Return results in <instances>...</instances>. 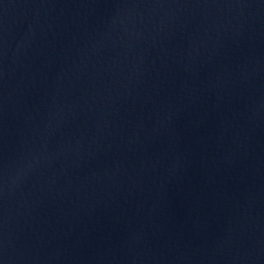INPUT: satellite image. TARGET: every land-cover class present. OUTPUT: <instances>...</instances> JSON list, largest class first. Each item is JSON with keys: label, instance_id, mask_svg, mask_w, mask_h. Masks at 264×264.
<instances>
[{"label": "water", "instance_id": "water-1", "mask_svg": "<svg viewBox=\"0 0 264 264\" xmlns=\"http://www.w3.org/2000/svg\"><path fill=\"white\" fill-rule=\"evenodd\" d=\"M0 264H264V0H0Z\"/></svg>", "mask_w": 264, "mask_h": 264}]
</instances>
